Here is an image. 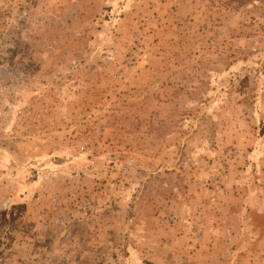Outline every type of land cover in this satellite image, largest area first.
I'll list each match as a JSON object with an SVG mask.
<instances>
[{"label": "rangeland", "instance_id": "obj_1", "mask_svg": "<svg viewBox=\"0 0 264 264\" xmlns=\"http://www.w3.org/2000/svg\"><path fill=\"white\" fill-rule=\"evenodd\" d=\"M0 264H264V0H0Z\"/></svg>", "mask_w": 264, "mask_h": 264}]
</instances>
